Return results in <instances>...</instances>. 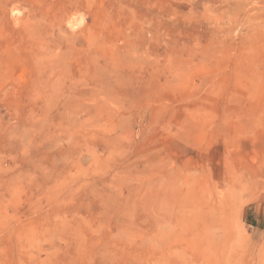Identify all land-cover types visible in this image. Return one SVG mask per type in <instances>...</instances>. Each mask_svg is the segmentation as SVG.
<instances>
[{
	"label": "rangeland",
	"instance_id": "374dc122",
	"mask_svg": "<svg viewBox=\"0 0 264 264\" xmlns=\"http://www.w3.org/2000/svg\"><path fill=\"white\" fill-rule=\"evenodd\" d=\"M0 264H264V0H0Z\"/></svg>",
	"mask_w": 264,
	"mask_h": 264
}]
</instances>
